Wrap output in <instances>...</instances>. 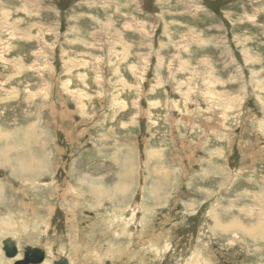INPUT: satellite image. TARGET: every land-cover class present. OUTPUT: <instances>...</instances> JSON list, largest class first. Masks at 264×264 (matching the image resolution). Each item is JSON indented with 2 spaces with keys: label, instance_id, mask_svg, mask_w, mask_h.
<instances>
[{
  "label": "rangeland",
  "instance_id": "1",
  "mask_svg": "<svg viewBox=\"0 0 264 264\" xmlns=\"http://www.w3.org/2000/svg\"><path fill=\"white\" fill-rule=\"evenodd\" d=\"M4 240L264 264V0H0Z\"/></svg>",
  "mask_w": 264,
  "mask_h": 264
},
{
  "label": "water",
  "instance_id": "2",
  "mask_svg": "<svg viewBox=\"0 0 264 264\" xmlns=\"http://www.w3.org/2000/svg\"><path fill=\"white\" fill-rule=\"evenodd\" d=\"M2 251L6 258L14 259L19 254L16 244L10 240H4ZM45 252L43 249L34 246H25L21 250V257L14 260L12 264H41L44 261ZM52 264H68L66 259L54 260Z\"/></svg>",
  "mask_w": 264,
  "mask_h": 264
},
{
  "label": "bare ground",
  "instance_id": "3",
  "mask_svg": "<svg viewBox=\"0 0 264 264\" xmlns=\"http://www.w3.org/2000/svg\"><path fill=\"white\" fill-rule=\"evenodd\" d=\"M4 261V264H11V263H13L14 261H12V259H10V260H7V259H3Z\"/></svg>",
  "mask_w": 264,
  "mask_h": 264
},
{
  "label": "crops",
  "instance_id": "4",
  "mask_svg": "<svg viewBox=\"0 0 264 264\" xmlns=\"http://www.w3.org/2000/svg\"><path fill=\"white\" fill-rule=\"evenodd\" d=\"M3 259V258H2ZM19 259V258H18ZM3 264H4V262H3Z\"/></svg>",
  "mask_w": 264,
  "mask_h": 264
}]
</instances>
